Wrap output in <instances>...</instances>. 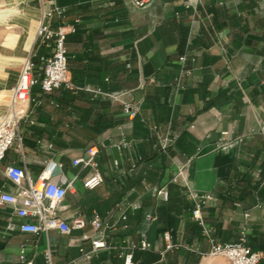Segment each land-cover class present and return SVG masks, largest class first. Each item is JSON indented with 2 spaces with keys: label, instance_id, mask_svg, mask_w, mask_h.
Segmentation results:
<instances>
[{
  "label": "crops",
  "instance_id": "crops-1",
  "mask_svg": "<svg viewBox=\"0 0 264 264\" xmlns=\"http://www.w3.org/2000/svg\"><path fill=\"white\" fill-rule=\"evenodd\" d=\"M56 3L67 7L68 16H55L52 28L76 26L66 38L72 80L120 98L33 87L38 102L24 103L23 149L16 142L0 167L17 163L37 179L48 159L62 162L54 179L73 181L62 211L67 218L91 219L95 212L107 218L124 198L141 207L129 210L128 228L108 231L112 248L92 252L90 223L69 234L9 231V221L19 220L7 203L0 209V264H24L22 245L34 264H47L48 247L54 264H124L126 239L138 241L143 231L152 248L135 250V264H231L210 253L212 242L238 241L243 230L264 264V0H153L146 7L131 0ZM7 29L0 35V115L9 110L23 61L33 59L42 77L53 52L36 35L23 40L12 26ZM124 102L137 110L134 117L124 113ZM154 125L176 138L166 152L156 151ZM123 136L133 145L119 151L115 143ZM91 145L99 148L96 161L105 180L86 189L83 179L93 169L73 159ZM138 156L145 163L128 172ZM181 164L192 188L217 196L203 208L204 225L194 219L183 185H169L167 202L144 187L168 182ZM0 189L16 192L2 173ZM148 213L155 217L145 226ZM166 230L180 245L168 248Z\"/></svg>",
  "mask_w": 264,
  "mask_h": 264
},
{
  "label": "built area",
  "instance_id": "built-area-1",
  "mask_svg": "<svg viewBox=\"0 0 264 264\" xmlns=\"http://www.w3.org/2000/svg\"><path fill=\"white\" fill-rule=\"evenodd\" d=\"M153 0H131L132 4L137 7H146ZM42 6L41 22L36 29V38L41 43L52 47V54L46 58L43 67L42 77L37 76V65L30 57L26 58L21 67L20 76L15 85L11 88V99L9 110L0 115V162L7 156L8 151L17 142L21 149L22 132L21 121L27 116V108L24 103L38 102L36 97L31 95L32 88L40 86L41 90L49 93L58 88L78 93L87 90L94 97L105 96L114 100H119V94L114 92H105L100 87L84 86L75 83L69 72L68 67V50L66 47V37L68 33L75 32L76 26L69 25L60 26L57 29L52 28L51 20L58 16L65 18L67 7L58 5L56 0H39ZM179 13L176 12V15ZM79 21V20H77ZM185 60L186 57H181ZM123 111L129 117H134L137 110L127 102L123 103ZM153 129L157 133L156 151L163 153L175 142V136L170 133H162L158 125H154ZM264 133V129H262ZM225 134V132H224ZM41 140H38L40 142ZM133 142L125 136L115 143V147L121 151L125 148L130 149ZM53 146L49 143V147ZM99 148L97 145H91L85 153L73 159L74 165H81L84 168H91L93 172L83 179V186L86 189H95L99 187L105 180L104 174L98 169L96 161ZM145 163L142 156H138L132 160L128 172L135 171L141 164ZM113 164L116 168H120L119 159H114ZM63 166L62 162L51 158L48 159L43 171L38 178L34 180L29 174L27 168L11 163L5 168L0 167L2 173L15 187L16 192H7L0 189V209L9 203L14 206L13 214L18 218V222L11 219L8 223V230L13 231L19 229L22 232L31 233H48L52 229H56L61 233L69 234L73 229H82L90 223L94 230V236L91 237L92 252L100 249L112 248L108 241V231L117 230L119 226L123 228L129 227V210H137L141 204L135 201H129L127 198L119 201L115 205V209L110 216L103 218L99 213L95 212L91 219L84 216H75L67 218L62 215L65 208V200L67 193L73 188V181H68L66 177L55 180L56 170ZM126 171H124L125 173ZM171 183L181 184L185 187L187 197L194 202L192 215L196 221L204 225L203 208L217 199L212 191H198L189 185V177L185 164L178 165L170 180L164 184L153 186L145 184L146 190H152L153 194L162 201H169ZM155 215L148 213L144 219L145 226L150 225ZM163 238L169 242L168 248L180 244L172 243V233L170 230L163 232ZM247 231L243 230L238 241L231 243L212 242L210 253L213 255L225 256L231 264H262V255L258 251H254L247 245ZM152 243L147 237L145 231L142 232L138 241L131 238L126 239L120 255L124 259V264H135L134 252L137 249L150 250ZM90 257V253H86ZM47 264H54L51 249L45 252ZM20 260L24 264H34L33 260L26 256L25 245L21 246Z\"/></svg>",
  "mask_w": 264,
  "mask_h": 264
},
{
  "label": "rangeland",
  "instance_id": "rangeland-1",
  "mask_svg": "<svg viewBox=\"0 0 264 264\" xmlns=\"http://www.w3.org/2000/svg\"><path fill=\"white\" fill-rule=\"evenodd\" d=\"M1 4L8 8H18L19 12L7 24L0 23V35L8 31V26H12L15 31L19 32L23 40H26L31 35H36L37 25L41 18L39 0H0ZM1 48L0 45V51Z\"/></svg>",
  "mask_w": 264,
  "mask_h": 264
},
{
  "label": "bare ground",
  "instance_id": "bare-ground-1",
  "mask_svg": "<svg viewBox=\"0 0 264 264\" xmlns=\"http://www.w3.org/2000/svg\"><path fill=\"white\" fill-rule=\"evenodd\" d=\"M19 12L18 8H8L4 7L3 4L0 5V23L6 21L11 15ZM9 22V21H8ZM7 22V23H8Z\"/></svg>",
  "mask_w": 264,
  "mask_h": 264
},
{
  "label": "trees",
  "instance_id": "trees-1",
  "mask_svg": "<svg viewBox=\"0 0 264 264\" xmlns=\"http://www.w3.org/2000/svg\"><path fill=\"white\" fill-rule=\"evenodd\" d=\"M66 16H68V9H67V12H66L65 17H66ZM61 19L63 20V19H65V18H61ZM71 33H72V32H71ZM68 34H69V33H68ZM68 34H67V35H68ZM66 38H67V37H66ZM68 67H70V65H69V53H68Z\"/></svg>",
  "mask_w": 264,
  "mask_h": 264
}]
</instances>
